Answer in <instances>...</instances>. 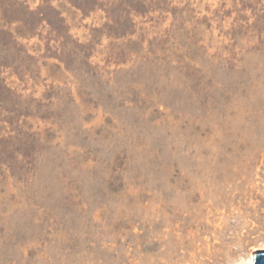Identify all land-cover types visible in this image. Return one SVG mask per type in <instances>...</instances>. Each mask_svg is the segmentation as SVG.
Returning a JSON list of instances; mask_svg holds the SVG:
<instances>
[{
  "label": "rangeland",
  "instance_id": "1",
  "mask_svg": "<svg viewBox=\"0 0 264 264\" xmlns=\"http://www.w3.org/2000/svg\"><path fill=\"white\" fill-rule=\"evenodd\" d=\"M260 251L264 0H0V264Z\"/></svg>",
  "mask_w": 264,
  "mask_h": 264
},
{
  "label": "water",
  "instance_id": "2",
  "mask_svg": "<svg viewBox=\"0 0 264 264\" xmlns=\"http://www.w3.org/2000/svg\"><path fill=\"white\" fill-rule=\"evenodd\" d=\"M251 264H264V251L256 253Z\"/></svg>",
  "mask_w": 264,
  "mask_h": 264
},
{
  "label": "bare ground",
  "instance_id": "3",
  "mask_svg": "<svg viewBox=\"0 0 264 264\" xmlns=\"http://www.w3.org/2000/svg\"><path fill=\"white\" fill-rule=\"evenodd\" d=\"M252 263V262H251Z\"/></svg>",
  "mask_w": 264,
  "mask_h": 264
}]
</instances>
